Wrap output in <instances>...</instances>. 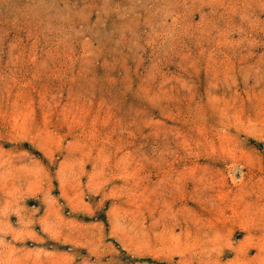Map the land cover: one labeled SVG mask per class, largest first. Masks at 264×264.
<instances>
[{"label":"rangeland","instance_id":"1","mask_svg":"<svg viewBox=\"0 0 264 264\" xmlns=\"http://www.w3.org/2000/svg\"><path fill=\"white\" fill-rule=\"evenodd\" d=\"M0 264H264V0H0Z\"/></svg>","mask_w":264,"mask_h":264}]
</instances>
